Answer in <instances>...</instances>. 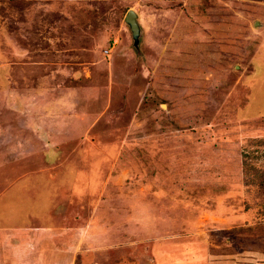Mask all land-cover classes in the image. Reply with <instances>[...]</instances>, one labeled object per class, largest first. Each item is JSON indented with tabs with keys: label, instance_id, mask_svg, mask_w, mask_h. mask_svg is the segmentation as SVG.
<instances>
[{
	"label": "rangeland",
	"instance_id": "374dc122",
	"mask_svg": "<svg viewBox=\"0 0 264 264\" xmlns=\"http://www.w3.org/2000/svg\"><path fill=\"white\" fill-rule=\"evenodd\" d=\"M0 264H264V0H0Z\"/></svg>",
	"mask_w": 264,
	"mask_h": 264
},
{
	"label": "water",
	"instance_id": "95a60500",
	"mask_svg": "<svg viewBox=\"0 0 264 264\" xmlns=\"http://www.w3.org/2000/svg\"><path fill=\"white\" fill-rule=\"evenodd\" d=\"M126 21L130 25L135 37L139 35V25L137 23V15L133 10H130L126 16Z\"/></svg>",
	"mask_w": 264,
	"mask_h": 264
}]
</instances>
